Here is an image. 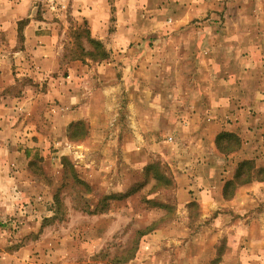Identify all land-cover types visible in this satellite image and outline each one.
<instances>
[{
    "label": "rangeland",
    "instance_id": "rangeland-1",
    "mask_svg": "<svg viewBox=\"0 0 264 264\" xmlns=\"http://www.w3.org/2000/svg\"><path fill=\"white\" fill-rule=\"evenodd\" d=\"M239 2L0 0V264H222L235 218L247 223L238 234L260 235L243 247L263 254L264 264V194L243 216L219 197L240 159L248 163L239 181L248 173L264 181V131L245 147L234 134L223 137L219 145L234 152L210 148L213 167L195 175L184 152L195 130L177 113L195 104L192 87L180 99H145L127 68L136 62L139 69L149 51L152 61H176L173 50L158 53L160 45L184 49V82L200 53L192 46L217 45L220 65L223 44L232 63L261 59L255 49L264 47L257 34L264 19L253 16L264 4L246 0L250 17L241 19ZM26 13L52 33L60 63L49 77L29 80L15 66L22 42L15 26L24 24L15 25L16 17ZM176 62L165 69L172 82ZM231 181L225 200L240 186ZM210 199L214 205L203 210ZM201 244L204 259H192Z\"/></svg>",
    "mask_w": 264,
    "mask_h": 264
},
{
    "label": "crops",
    "instance_id": "crops-1",
    "mask_svg": "<svg viewBox=\"0 0 264 264\" xmlns=\"http://www.w3.org/2000/svg\"><path fill=\"white\" fill-rule=\"evenodd\" d=\"M239 1L237 11L239 18L247 19L250 15L248 17L246 15V0ZM254 2L256 3V8L264 4V0H254ZM253 17L254 19H264V10L258 7V11H255ZM22 21H24V24L21 26L20 31L15 26V34L17 35L19 33L22 37L21 47L17 52H14L18 58L15 62V66L18 68L17 71L19 72V76L28 78L29 80L43 76L49 77L52 73L57 72L60 63V56H56L52 33L49 31V28L44 29V27H41V22L34 19L32 14L26 13L21 17H16L15 25ZM225 32L222 31L221 34L227 36ZM257 34L259 36L262 34L264 35V31L262 30V32H258ZM214 36H216V33L212 32L208 38H213ZM201 38L202 35L200 39ZM213 40H215V38ZM244 45L245 43L243 46ZM216 46L215 44L192 46L194 52L200 53L197 57H195V54L192 55L194 65L191 66V79L186 80V82H184L186 78L184 73L187 68L183 66L184 62L182 61L183 58H181L182 54L180 53L184 52V49H180L181 46L178 48L177 44L174 49L166 45H160L158 52L162 53L164 51L167 53V51L171 52L173 50L177 62L175 60H170L168 63L167 57L164 60H156L155 52L149 51L148 60L140 64L139 69L136 66V62H131L129 65L127 64V68L131 70L130 78H136L134 83L137 81L143 84L144 88L141 94L145 99H163L164 96L171 99H180L185 97L186 94L184 86L188 85L192 87L189 94H192L191 98L195 104L192 105L191 108H187L185 112L177 111V113H184L186 123L184 124L189 128L193 127L195 130V135L192 140L194 145L191 146L192 143H189L184 149L185 153L192 156L189 165L191 166L194 164L192 168L195 170V175H198L204 168L208 167L211 169V167H213L214 163L210 161L208 153L211 149L212 151L215 150L214 143L216 137L220 133H229L238 136L243 140L242 147H245L252 145V137H254V140L261 141V134H263L264 131V47L260 51L258 48L255 49L256 55L261 54V59H253V61H251L252 56H244L241 60H238V62L236 60L232 63L231 57L229 56L231 47L223 44L221 50L222 62L224 64L220 65L215 57V52H218ZM219 47L220 46H218V48ZM239 47H241V45H239ZM225 51H228V53H224ZM245 53L246 52H242L240 54L244 55ZM153 54L155 60L152 61L151 57ZM241 55L240 58L242 57ZM165 56H167V54H165ZM162 57L160 56V58ZM198 58L200 61H198ZM172 62H176L175 74L177 76V80L173 82L169 79V74L167 75L165 71L166 67L168 68L167 64ZM139 70H141V80L136 74ZM203 71H206L204 75L205 78L199 80L200 77L198 74L201 75ZM180 76H182V78L179 80ZM177 83L178 86L174 92L168 91L173 87L172 85ZM189 97L190 96H188V99H191ZM246 123H250V127ZM144 126L148 127L149 125ZM152 130L155 129L153 128ZM188 138L191 139V137ZM169 140L173 145L175 140L174 137L170 136ZM247 141H249V145L245 143ZM216 153L219 154L217 151ZM244 160L246 159H240V161L238 160L232 165L236 168L237 165ZM260 166L261 165L258 164L256 170L258 168L260 169ZM234 174L226 183L233 180ZM214 178L217 179V176L213 175L212 179ZM251 183L252 184L239 186L228 200H225L223 191H220L219 197L224 203L223 207L228 208L237 216H243L241 214L246 213L252 207L256 208L257 204H259V200L263 198L264 181L260 182L254 178ZM223 188L224 187H222V189ZM208 194H210V192H208ZM214 203L215 202L210 199L205 205H201V207L204 210V206L210 207L214 205ZM245 222L244 218H235L232 223L231 229H229L231 236L228 238V244L221 258L223 261L222 264H259L258 260H262L263 254L258 253L256 250L250 251L245 249L251 246L253 242L257 243L260 235L250 238L247 235L238 234V231H236L240 225L247 227V223ZM155 237L157 236H153L152 238ZM198 243L199 241L196 242L197 247H199L198 245L200 244ZM244 245L245 248L243 247ZM200 247V250L198 248L199 251L195 253L196 256L192 255V259H204L206 251L203 248L204 244H201Z\"/></svg>",
    "mask_w": 264,
    "mask_h": 264
},
{
    "label": "trees",
    "instance_id": "trees-1",
    "mask_svg": "<svg viewBox=\"0 0 264 264\" xmlns=\"http://www.w3.org/2000/svg\"><path fill=\"white\" fill-rule=\"evenodd\" d=\"M223 137H226V138H230V137H234L235 139H238L236 136L232 135V134H226V133H220L217 137H216V140H215V146H216V149L218 150V152L222 153V154H225V155H228L230 153H233L234 152V148H230L229 146H226V147H222L219 145V140L220 139H223ZM237 142L239 143V140H237ZM238 143H236L238 145ZM236 145V146H237ZM247 161H243L241 163H239L235 169V174H234V177H233V180H236V181H239V178L241 176V171H242V167L246 166L247 165ZM232 181L228 182L225 184L224 188H223V191L225 192L226 191V188L229 184H231ZM252 182V179H251V175H249L248 173V176L244 179H240L239 181V185L240 186H243V185H247L249 183ZM223 197L225 199H227V197H225V194L223 193ZM230 197V196H228Z\"/></svg>",
    "mask_w": 264,
    "mask_h": 264
}]
</instances>
